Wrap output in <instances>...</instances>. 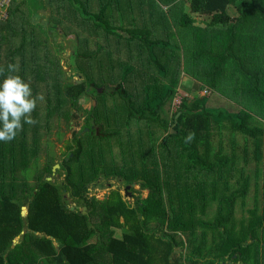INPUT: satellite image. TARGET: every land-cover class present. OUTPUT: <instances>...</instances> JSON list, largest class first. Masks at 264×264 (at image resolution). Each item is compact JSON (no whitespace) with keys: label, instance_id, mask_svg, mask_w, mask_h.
<instances>
[{"label":"trees","instance_id":"1","mask_svg":"<svg viewBox=\"0 0 264 264\" xmlns=\"http://www.w3.org/2000/svg\"><path fill=\"white\" fill-rule=\"evenodd\" d=\"M12 1L8 18L0 20L7 29L8 50L1 67L7 75V65L14 64L13 56L29 40L30 48L41 47L26 73L19 67L16 74L30 81L33 96L43 94L37 106L45 105V116L36 107L35 125L24 124L14 140L0 142V264H180L179 258L187 264H264V129L250 121L264 120V0H95L96 9L87 0H49L60 15L64 10L75 19L69 64L80 75L79 84L64 77L57 49L48 42L50 29L27 25L23 9H29L28 0ZM193 15L202 17V24ZM34 30L41 40H33ZM180 73L200 84L188 91L191 99L176 93ZM201 87L217 89L233 102L239 96L242 108L225 114L208 111L204 96L196 94ZM174 96L179 103L166 123L160 114ZM88 97L95 104L84 111V124L67 142L55 171L63 178L60 184L46 180L55 164L48 161L23 189L28 182L14 176L13 160L24 161L21 170H29L38 160V135L49 130L51 114L70 120L81 110L79 99ZM66 103L70 106L63 109ZM154 125L164 128L160 142ZM85 127L89 130L80 134ZM223 130L230 136V155L221 143L213 148V133L219 137ZM190 132L194 139L185 142ZM29 133L31 147L26 144ZM235 133L251 140L258 166L253 205L237 219L234 203L239 198L241 207L245 205L249 177L239 168L242 185L236 188L225 178L226 172L236 171L238 161H245L236 155ZM113 139L118 158L112 153ZM146 155H151L149 168ZM8 163L9 173L4 169ZM209 175L214 176L210 186L214 189L222 180L227 194L213 196L218 207L211 218L197 219L192 212L184 218L180 203L173 208L172 196L206 199V180L201 178ZM109 177L125 186L137 183L148 192L135 196L133 203L119 189L102 200L88 196V186ZM22 206H27L25 217L20 215ZM151 222L156 229L148 228ZM164 223L171 231L185 228L187 241L176 240L162 228ZM176 247L184 252L175 256Z\"/></svg>","mask_w":264,"mask_h":264},{"label":"rangeland","instance_id":"2","mask_svg":"<svg viewBox=\"0 0 264 264\" xmlns=\"http://www.w3.org/2000/svg\"><path fill=\"white\" fill-rule=\"evenodd\" d=\"M16 1L20 2V0H16ZM48 1L49 0H28L25 2V5L27 6L26 8H29L26 11V9L23 6L24 8L23 11L26 14L27 25L32 26L34 24H40V25H43L44 28L50 29L47 31L48 42H50L51 44L53 43V45L57 49V56L59 58L60 65L62 67V70L65 72L64 77L70 78L71 80H80V75H78L77 72H75V70L73 69L74 67H72L69 64V54L73 52L72 51L73 36H72V33H70V31H74L77 29L76 24H75L76 23L75 19L72 16L67 17L66 11L64 10H60L61 15H62L61 16L59 10L57 12V10L53 8V5L49 3ZM87 1L90 7H93L96 9L95 0H87ZM1 2L3 3L2 5L0 4V20L4 21L9 16L7 13V5H10V4L12 5L13 1L12 0H0V3ZM63 3L67 4L68 2L64 1ZM68 10L72 11L70 8ZM184 12H187L186 6L184 7ZM134 16H135V21H137L138 24L141 23V17L138 15V13ZM127 17L129 19L128 14H127ZM193 17L195 18L197 25L202 24L201 22V20L203 19L202 17H197L196 15H193ZM69 19H71L72 22H70ZM126 20L127 18L124 21ZM52 24H54L55 26L54 29L51 27ZM123 25L125 27H128L127 22L124 23ZM6 33H7L6 27L3 24L0 25V67L4 65L6 61V53H8L7 46H6L7 45ZM33 35L35 37L33 40L39 41L42 39V35H40L37 30L33 31ZM99 41L103 43L102 38L99 39ZM99 41L98 43L100 44ZM28 42H26V46L24 45L21 54L19 55L15 54L13 56L14 64H18L20 68L21 67L25 68V73H26V69L29 63L33 62L35 60V57H37L41 51V47L39 45H36V46L34 45L35 42L33 43L34 45L33 48H30V45H28ZM17 44H18V38H15L14 45L16 46ZM101 45L102 47L104 46L103 44ZM110 49H113V47H110ZM20 55L22 56L20 57ZM178 81H179V84H178L179 86L176 88L177 95L180 97L183 95L187 96L188 99L193 98V97H190V93L188 91L192 90L193 88H195L196 86L200 84L193 78L185 75L184 73H180ZM100 92H102V90ZM196 94L198 97L204 96V102L207 106L206 108L208 111H211V112L221 111L224 114L225 112L233 113V112H237L240 107L242 108L241 106L242 103H240L241 105L238 104V102L241 101V98L239 96L235 97L236 99H238V102H235V101L233 102L227 97L222 98L221 97L222 95L219 94L217 89H211V91H209L208 88L201 87L197 89ZM176 96H174L172 100H169L162 108L160 117L164 119L166 123L170 122L171 115L177 107V104L175 103V99H177ZM116 103L117 105L122 104L120 100H116ZM78 104L81 106V110L77 112L76 117H73L70 120H67L65 117L57 119V117L54 116V114H51V117L49 119L50 120L49 130L40 131L38 135V139H39L38 148H37L38 160H36V162L31 163L29 170L28 169L23 170V171L21 170V167L24 161H19V158H17L16 160H13L14 165H13L12 170H15L13 172L14 176L16 178H20L28 182V184L25 185L26 187H24L23 189H27V187H29L31 183H34V178H33V174H35L34 172L39 171V169L42 170L45 163H47L48 161H51V162L55 161V164H58L60 162L61 156L63 155V153H66V145H67V142L71 138L72 132H76L84 124V119H85L84 111L88 110L93 104H95V101L89 97L86 99L80 98L78 101ZM107 104L109 105V107H111L110 98H108ZM69 106L70 105L66 103L63 105V109H68ZM37 107L41 109V112L43 111V115L41 116V118H43L45 116V109H44L45 105L39 104ZM71 109L74 110V108H71ZM39 115H40V112H39ZM250 121H252V123L255 124L257 127L264 129L263 119L252 117ZM39 123H42V121H39ZM156 127H158V130L155 132V135L156 136L158 135L157 141L160 142V138L165 134L164 128L163 127L161 128L156 125L153 126V128H156ZM106 129L107 128H105V131ZM229 137L230 136L226 132V130H223L222 133L219 135V137L217 136L216 132H214L212 136L213 148L216 149L218 144L221 143L223 146H225L224 153L226 155H230L229 146L231 145L229 144ZM234 142H235L234 145L236 147V155L238 156V159L240 157L242 158V156L243 157L245 156V161L244 162L242 160L240 162L238 161V163L234 166L236 171H234V173L231 172V174H228L230 172H226L225 178L227 179L228 185L231 188H236L242 185L241 180L238 179V176H239L238 172H240L239 168L242 169L244 172H246L247 176L249 177V185H248V191H247L248 194L245 197V205L241 207L239 198H237L234 203L235 218L237 219V218L247 215L246 209L250 208L253 205V196L255 194V188H256L254 168H258V166L256 165V161L254 160V157L252 155L253 146H252L251 140H247V142H245L244 138L240 134L235 133ZM111 143H112L111 148H112L113 156L115 158H118V148H117L115 140L114 139L111 140ZM26 144L27 146L30 145L31 147V134L30 133L26 137ZM244 148L246 151L245 153L243 151ZM150 156L151 155L149 156L146 155V157L148 158H147V162H145L144 164V165H147L148 168L151 167ZM55 164H53L50 169L51 177H46V180L47 178H50L49 181H51V183L58 185L60 184L63 178L62 176H57L55 174V171L58 170L59 167L54 169V172H52V168L54 167ZM138 165L142 166V163L139 162ZM10 168H12L11 164L9 165L8 163L6 164V168L4 169L6 171L8 170L7 173H9ZM151 171L152 170H149V173ZM213 179H214L213 175H209L207 176V178H201V180H206L205 182L206 186L203 192V195L206 197V199L201 200L200 198H197L198 200H193L191 198H188L189 196L186 198H184L183 196L181 198H178L177 196H172L171 204L173 208L174 209L178 208L179 203H180L181 204L180 210L184 218H188L191 212L193 213V216L197 219L198 218L199 219L211 218L212 214L215 213L216 208L218 207L217 201L215 199H212L213 196L217 197V196H222V195L227 194V192L225 193L226 189L224 188L222 180H217V183L214 189L210 186L209 182L210 180H213ZM8 181L9 180H7V182ZM100 184L101 186H99ZM134 184H135L134 187L132 188L130 187L127 190V193L125 194L123 192L125 185L120 179L101 178L96 183L95 186L94 185L88 186L87 192L89 194V197L94 196L97 199L102 200L103 197L107 196L111 190L119 189L120 194L122 195L123 199L133 203L135 196L145 197L148 192L146 189H143L139 184L137 183H134ZM188 191L190 192V194H192L193 187H189ZM0 192H1V189H0ZM66 194L67 193L64 194L65 200L67 201V203L71 204L70 197L69 195L67 196ZM21 195L22 193H16V196H21ZM165 197L167 198V196ZM190 200H193V202L191 201L192 203L191 206L188 205ZM167 201L169 200L167 199ZM70 206H73V204H71ZM169 214L171 215L170 212ZM157 227H160V226L157 225ZM167 227H168V223H164L162 228L165 231L169 232L170 234H175L176 240L178 237V239L181 238L182 240L187 241L188 236L185 234L186 231L183 230L185 228H181V229L175 228L174 230L171 231ZM148 228L156 229L155 223L153 222L149 223ZM116 232L119 234V231H116ZM199 232H200V227H196V233H199ZM187 246L190 247L188 243L186 247ZM182 252H184V249L176 247L174 255L177 256L179 253H182ZM178 262L180 264H187L185 261H183L182 258H179ZM230 264H233V263H230Z\"/></svg>","mask_w":264,"mask_h":264},{"label":"clouds","instance_id":"3","mask_svg":"<svg viewBox=\"0 0 264 264\" xmlns=\"http://www.w3.org/2000/svg\"><path fill=\"white\" fill-rule=\"evenodd\" d=\"M18 64L0 67V142H11L22 130L24 124L35 125L37 120L32 116L38 102L44 101L43 94L33 96L30 81H25L20 75ZM194 133H189L185 142L194 139Z\"/></svg>","mask_w":264,"mask_h":264},{"label":"water","instance_id":"4","mask_svg":"<svg viewBox=\"0 0 264 264\" xmlns=\"http://www.w3.org/2000/svg\"><path fill=\"white\" fill-rule=\"evenodd\" d=\"M67 82H71V79L68 78L67 79ZM81 82V80H76V83L79 84ZM88 131L87 128H83L80 132V134H84V132ZM169 133H173V130L171 129V127L169 128ZM59 165L58 164H55L54 167L52 168V172H54V169L58 168ZM50 178H47V181H49ZM134 183L131 184L132 187H134ZM129 189V186H125L124 189H123V192L126 194L127 193V190ZM68 196V194H66ZM74 206H69V209L70 210H74ZM23 212H25V208H21V212H20V215L21 217L23 216ZM85 213V207H82V214ZM25 214V213H24ZM40 236H44L42 233H39ZM57 249V248H56Z\"/></svg>","mask_w":264,"mask_h":264},{"label":"flooded vegetation","instance_id":"5","mask_svg":"<svg viewBox=\"0 0 264 264\" xmlns=\"http://www.w3.org/2000/svg\"><path fill=\"white\" fill-rule=\"evenodd\" d=\"M86 128H87V127H86ZM90 128H91V129H95V130L98 132V128L95 127L94 125H90ZM88 130H89V129H88ZM96 131H95V132H96ZM112 178H113V179H117L116 177H109L108 179H112ZM99 180H100V179L98 178V179H97V182H98ZM91 185H94V186H95L96 183H92ZM99 186H101V184H100ZM126 186H128V185H126ZM124 187H125V186H124ZM130 187L132 188L131 185L129 186V188H130ZM88 196H89V194H88ZM104 197H105V196H104Z\"/></svg>","mask_w":264,"mask_h":264},{"label":"crops","instance_id":"6","mask_svg":"<svg viewBox=\"0 0 264 264\" xmlns=\"http://www.w3.org/2000/svg\"><path fill=\"white\" fill-rule=\"evenodd\" d=\"M41 168V167H40ZM21 208H25V214H23V216L22 217H25L26 216V214H27V206H22ZM24 231H26V232H29V230L28 229H24ZM34 235H36V236H38V237H41L40 235H39V233H33ZM16 239H18V238H16ZM16 242V241H15ZM14 242V243H15ZM55 244V243H54Z\"/></svg>","mask_w":264,"mask_h":264},{"label":"built area","instance_id":"7","mask_svg":"<svg viewBox=\"0 0 264 264\" xmlns=\"http://www.w3.org/2000/svg\"><path fill=\"white\" fill-rule=\"evenodd\" d=\"M3 2H1L0 4L2 5ZM5 3V2H4ZM5 5V4H4ZM6 7V6H5ZM175 103L178 104L179 103V98L175 99Z\"/></svg>","mask_w":264,"mask_h":264}]
</instances>
